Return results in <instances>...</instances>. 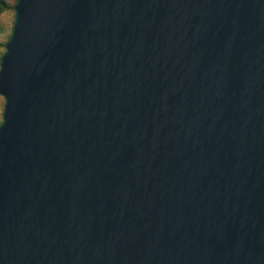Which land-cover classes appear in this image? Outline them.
Here are the masks:
<instances>
[{"label": "water", "instance_id": "1", "mask_svg": "<svg viewBox=\"0 0 264 264\" xmlns=\"http://www.w3.org/2000/svg\"><path fill=\"white\" fill-rule=\"evenodd\" d=\"M13 12L0 264H264V0Z\"/></svg>", "mask_w": 264, "mask_h": 264}, {"label": "rangeland", "instance_id": "2", "mask_svg": "<svg viewBox=\"0 0 264 264\" xmlns=\"http://www.w3.org/2000/svg\"><path fill=\"white\" fill-rule=\"evenodd\" d=\"M6 1L10 4H13L15 2V0H6ZM13 19H14L13 11H7L0 16V43L5 42L9 34H11ZM2 110H3V99L0 97V123H1Z\"/></svg>", "mask_w": 264, "mask_h": 264}, {"label": "trees", "instance_id": "3", "mask_svg": "<svg viewBox=\"0 0 264 264\" xmlns=\"http://www.w3.org/2000/svg\"><path fill=\"white\" fill-rule=\"evenodd\" d=\"M14 3L10 4L6 0H0V16L7 11H13ZM10 37H11V34H9V36L7 37L5 42L0 43V51H1L0 57L5 50V46H6L7 42L9 41Z\"/></svg>", "mask_w": 264, "mask_h": 264}]
</instances>
